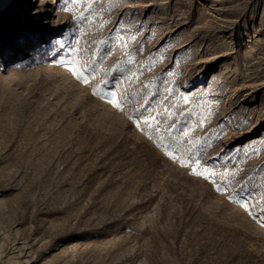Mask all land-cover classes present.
<instances>
[{
  "label": "rangeland",
  "instance_id": "1",
  "mask_svg": "<svg viewBox=\"0 0 264 264\" xmlns=\"http://www.w3.org/2000/svg\"><path fill=\"white\" fill-rule=\"evenodd\" d=\"M0 264H264V0H0Z\"/></svg>",
  "mask_w": 264,
  "mask_h": 264
},
{
  "label": "snow or ice",
  "instance_id": "2",
  "mask_svg": "<svg viewBox=\"0 0 264 264\" xmlns=\"http://www.w3.org/2000/svg\"><path fill=\"white\" fill-rule=\"evenodd\" d=\"M85 82H87V81H85ZM117 107H120V104H117Z\"/></svg>",
  "mask_w": 264,
  "mask_h": 264
}]
</instances>
